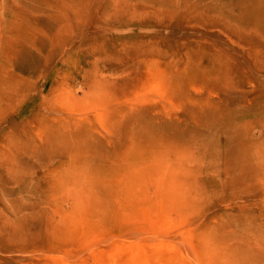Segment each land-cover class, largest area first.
<instances>
[{
    "label": "rangeland",
    "instance_id": "rangeland-1",
    "mask_svg": "<svg viewBox=\"0 0 264 264\" xmlns=\"http://www.w3.org/2000/svg\"><path fill=\"white\" fill-rule=\"evenodd\" d=\"M0 264H264V0H0Z\"/></svg>",
    "mask_w": 264,
    "mask_h": 264
}]
</instances>
